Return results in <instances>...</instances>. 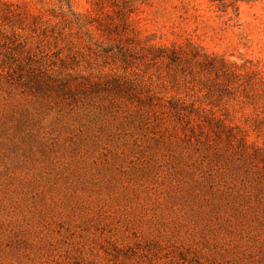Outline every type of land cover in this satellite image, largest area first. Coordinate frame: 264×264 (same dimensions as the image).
<instances>
[{
    "label": "rangeland",
    "instance_id": "1",
    "mask_svg": "<svg viewBox=\"0 0 264 264\" xmlns=\"http://www.w3.org/2000/svg\"><path fill=\"white\" fill-rule=\"evenodd\" d=\"M0 264H264V0H0Z\"/></svg>",
    "mask_w": 264,
    "mask_h": 264
},
{
    "label": "trees",
    "instance_id": "2",
    "mask_svg": "<svg viewBox=\"0 0 264 264\" xmlns=\"http://www.w3.org/2000/svg\"><path fill=\"white\" fill-rule=\"evenodd\" d=\"M237 1H244V2H249L250 3V2H254L256 0H237ZM64 9H65L66 13L70 14L71 16H74V14L72 13L71 8L69 7L68 3H65V5H63V10ZM76 21L79 22L78 20H76ZM98 47L101 48L103 53L109 54L112 57L120 59V61H122L123 64H127L130 61V59L133 58V53H132L133 50H131V49H125V48L119 47V46L111 47L110 45H107L106 47H103L102 44L98 45ZM164 57L167 60H169V62L171 64L176 65L178 67L180 66L181 68H184V59H183L182 62H180L181 59H182V56H181V54L179 52H176V51L173 50V51H171V53L169 55H165ZM209 63H213L215 65V63H216L215 58L212 59ZM220 64L223 67V62L221 60H220ZM16 68H17L18 71H20V73L22 72L20 66H16ZM211 68H214V66L212 65ZM21 76H23V75H19L18 76V79H20V81L22 80V78H24V77H21ZM34 77L35 76H33V74L26 73V75H25L26 85L29 84V83H32L35 80ZM113 81H114V84H115L116 80H112L111 84H113ZM34 82L36 83V85H35V88L34 87L33 88L35 90H38L39 92H41L42 91V88H41L42 84L39 83L38 79L36 81H34ZM109 84L110 83L108 82V85ZM47 85L49 86V84H47ZM126 85H127L126 83L122 84V82L118 83L116 81V86L114 85L113 87H115L118 90H126L127 88H129V86H126ZM52 87H54V85H52ZM68 88H70L69 82H66V83L61 82L60 84H58V88H56V90H59V92H64V90H68ZM56 90H52V91H56ZM47 91H50V90L47 89L46 92ZM70 93H71V91H70ZM62 94H64V93H62Z\"/></svg>",
    "mask_w": 264,
    "mask_h": 264
}]
</instances>
